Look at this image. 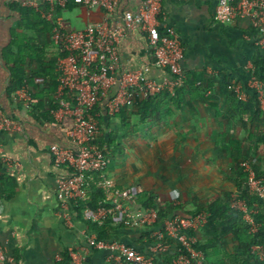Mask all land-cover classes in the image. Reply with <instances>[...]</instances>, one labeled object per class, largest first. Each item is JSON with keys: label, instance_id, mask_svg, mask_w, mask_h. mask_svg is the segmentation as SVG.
<instances>
[{"label": "crops", "instance_id": "obj_1", "mask_svg": "<svg viewBox=\"0 0 264 264\" xmlns=\"http://www.w3.org/2000/svg\"><path fill=\"white\" fill-rule=\"evenodd\" d=\"M20 3L0 0V108L10 119L9 127L0 128V244L13 264H112L110 249L90 245L88 236L96 230L83 210L73 212L72 223L61 213L58 180L71 171L56 162L52 147L77 149L71 135L74 118L57 116L59 106L50 99L47 110L35 100L28 104L22 88L12 87V51H19V35L32 32L31 42L44 48V57L28 60L26 79L38 78L48 62H57L61 51L41 19L36 21L38 28L24 25ZM142 3L117 0L109 12L69 2L55 15L71 29L96 23L103 32H122L119 75L144 69L145 78L161 82L173 74L155 63L148 32L123 20L126 10L138 11ZM217 4L218 0H163V23L177 30L185 46L182 65L188 86L182 89L179 106L169 99L171 112L162 107L155 115L141 114L146 95L138 93L112 113L108 102L118 92L117 83L97 113L100 128L113 131L126 150L110 155L106 180L152 191L162 203L175 200L188 211L217 199L229 200L237 189L231 178L236 160L230 141L258 140L264 129V117L253 113L252 94L245 90L247 98L239 101L231 89L233 84L244 89L249 85L253 66L264 54L259 44L264 27H254L248 18L220 23L215 19ZM117 227L115 239L149 253L143 228ZM161 264H167L166 257Z\"/></svg>", "mask_w": 264, "mask_h": 264}, {"label": "built area", "instance_id": "obj_2", "mask_svg": "<svg viewBox=\"0 0 264 264\" xmlns=\"http://www.w3.org/2000/svg\"><path fill=\"white\" fill-rule=\"evenodd\" d=\"M69 2L89 8L103 7L110 12L115 8L117 0H22L24 5L36 8L44 18L54 23L53 40L65 51V55L60 54L57 59L60 85L55 94L59 101L55 113L59 117L67 114L74 118L71 135L78 146L72 149L54 145L52 151L56 162L71 171L69 175L59 178L57 193L61 213L72 223L77 201L88 200L90 197L88 175L105 172L111 162L106 146L100 148L94 143L100 131L95 106L111 93L117 83L120 84L118 92L108 102L112 113L119 112L138 93L154 95L164 90L175 92L185 85L187 73L182 65L184 43L174 27L163 23V0H143L138 11L126 10L123 15L127 26H140L148 32L149 48L155 63L173 74L172 78L161 82L145 78L144 69L119 75V42L122 32L117 35L103 32L96 23H90L84 29H67L56 17L55 11L66 7ZM238 18H248L254 27L263 28L264 0H218L215 13L218 22L230 23ZM259 44L264 48V36ZM249 86L258 92L260 107L264 110V82L254 73V66ZM231 89L239 100L247 98L241 84H233ZM22 91L24 102L31 104L33 96L28 87H23ZM0 121V128L9 127L10 119L4 116L1 108ZM241 164L247 173L250 192L264 198V177L259 176L252 161L243 160ZM104 190L105 204L97 209L86 206L83 209L86 219L102 226L111 217H115L118 225L153 227L152 235L155 238L149 253H145L119 239L101 238L97 231L89 234L88 241L92 247L111 250L112 264H161L162 255L168 251H174L171 264H207L204 251L196 246L199 241L196 232L208 222L209 211L202 210L191 216L179 213L160 222L156 207L144 208L138 204L139 187H122L106 180ZM233 198V205L243 211L251 229L257 231L259 224L255 214L258 209L250 208L236 193H233ZM254 250L264 259V244H256ZM0 264H13V258L8 256L1 244Z\"/></svg>", "mask_w": 264, "mask_h": 264}, {"label": "trees", "instance_id": "obj_3", "mask_svg": "<svg viewBox=\"0 0 264 264\" xmlns=\"http://www.w3.org/2000/svg\"><path fill=\"white\" fill-rule=\"evenodd\" d=\"M19 6L23 14V23L27 28H38L36 21L41 19L46 30L52 31L53 33L54 23L44 18L41 11L34 7L24 6L22 3H20ZM64 26L69 29L68 26ZM162 31H164V29H162ZM16 42L19 46V51L18 53L12 51L14 63L12 67L13 89L28 87L32 93L33 101H37L43 109L47 110L45 103L48 99H50L52 105L58 107L59 101L55 98V94L60 85V72L57 69V62L53 60L48 62L44 71L37 74L38 78H41V80H38L36 77L26 79V64L28 60H33L36 56L44 57V48L31 42V39L21 35L17 37ZM60 54L65 55V51L61 50ZM254 73L264 82V54L256 60ZM186 86H188V80H186L184 86L177 88L174 94L169 90H164L158 94L146 95L142 102L140 113L155 115L162 107L171 112V102L175 104L176 101L177 106L181 104V92ZM245 90L253 96L252 104L255 107L253 111L254 115L264 117V110L260 107L259 94L256 89L246 85ZM169 99L172 101L170 102ZM94 111L96 113L100 112V103L95 106ZM242 116H244V114H242ZM99 119L102 121L101 117H99ZM94 143L100 148L106 146V151L109 155L124 153L126 151L117 141L114 132L107 133L105 128H100ZM230 143L233 150V157L236 160V165L231 172V178L237 185V189L234 193L238 195L239 199L245 200L250 208L258 209V212L255 214L256 220L259 223L264 222V198L250 192L247 183V173L241 164L243 160L252 161L259 176L264 177V168L254 162L255 155L264 153V134L258 140L251 139L249 141L239 142L235 139H231ZM104 174L105 172L101 171L88 175L90 197L88 200L77 201L74 207L76 213H81L86 206L97 209L105 204L106 195L104 184L106 182V177ZM137 201L138 204L144 208L156 207L159 210L160 222L179 213L191 216L196 215L202 210L209 211L208 222L203 229L196 232L199 238L196 246L204 251L207 264H264V259H261L254 250L256 244H264V224L259 226L257 231H253L249 222L245 219L243 211L235 207L230 199L227 201L217 199L211 204L202 206L195 211H188L179 204H164L160 201L156 193L139 188ZM117 226L118 224H116L115 217H111L110 220L102 226L94 223L95 230L98 232L99 236L106 239L116 238L113 236V231L118 228ZM143 231L149 244L152 245L155 243V238L152 235L153 227H144ZM213 233H217L215 237ZM226 235L233 236L234 242L231 248L228 247L227 242L222 237ZM173 249H175V247H173ZM173 252L174 251H168L162 255V257H166L167 264L172 263Z\"/></svg>", "mask_w": 264, "mask_h": 264}, {"label": "rangeland", "instance_id": "obj_4", "mask_svg": "<svg viewBox=\"0 0 264 264\" xmlns=\"http://www.w3.org/2000/svg\"><path fill=\"white\" fill-rule=\"evenodd\" d=\"M32 33V32H31ZM31 33L29 32L27 37L28 39L31 38ZM26 35V34H25ZM264 134V129H261L260 131V137ZM254 162L257 163L258 165H261L263 168H264V153H260V154H257L255 155V159H254ZM233 193L234 192H231V194L229 195V199L234 203V198H233ZM164 204H169V203H172V205L174 204H179L181 205L180 203H175V200H173L172 202H163ZM182 206V205H181ZM197 209V208H196ZM256 222L259 224V226H261L262 224H264V222H258L256 220ZM217 233H213V236L215 237ZM224 238V240L227 242V245L228 247H232L233 246V242H234V239H233V236L232 235H226V236H222ZM205 239V238H204ZM217 239V238H215Z\"/></svg>", "mask_w": 264, "mask_h": 264}]
</instances>
